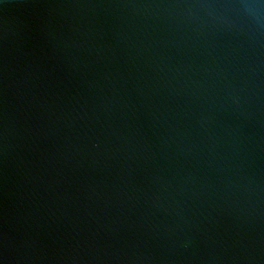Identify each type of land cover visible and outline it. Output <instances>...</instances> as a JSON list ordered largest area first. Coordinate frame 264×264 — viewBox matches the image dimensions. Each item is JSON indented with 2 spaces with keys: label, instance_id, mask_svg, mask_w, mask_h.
<instances>
[{
  "label": "water",
  "instance_id": "obj_1",
  "mask_svg": "<svg viewBox=\"0 0 264 264\" xmlns=\"http://www.w3.org/2000/svg\"><path fill=\"white\" fill-rule=\"evenodd\" d=\"M0 264H264V0H0Z\"/></svg>",
  "mask_w": 264,
  "mask_h": 264
}]
</instances>
